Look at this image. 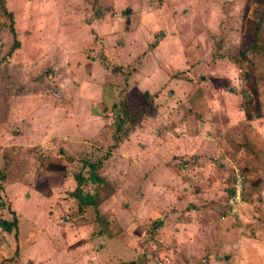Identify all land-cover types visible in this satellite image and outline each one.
I'll return each mask as SVG.
<instances>
[{
	"label": "rangeland",
	"instance_id": "rangeland-1",
	"mask_svg": "<svg viewBox=\"0 0 264 264\" xmlns=\"http://www.w3.org/2000/svg\"><path fill=\"white\" fill-rule=\"evenodd\" d=\"M4 1L20 47L0 15V217L18 233L0 229V260L264 264V0Z\"/></svg>",
	"mask_w": 264,
	"mask_h": 264
},
{
	"label": "trees",
	"instance_id": "trees-1",
	"mask_svg": "<svg viewBox=\"0 0 264 264\" xmlns=\"http://www.w3.org/2000/svg\"><path fill=\"white\" fill-rule=\"evenodd\" d=\"M0 15L3 16L4 18H7L10 21L9 24V28H10V32L12 34V39H13V45L11 47L10 53H14L16 52L19 47V41L16 37L15 31H14V24H13V15L12 13L8 12L7 8H6V3L4 0H0ZM251 54H258V57H261L264 59V42H262L259 34L257 33V30L254 33V38L251 42V45L249 46V50ZM263 54V55H262ZM246 59V58H245ZM115 72H118V69L114 70ZM120 107H124V111L120 108L116 113V118H118L119 121V127L120 129H125V136L128 137L129 135V131L130 128L128 127L127 129L125 128L126 124H131L132 122V118H127V116H131L130 114V107L129 106H120ZM91 168V174L84 176L81 173L77 174L74 177V181L76 183V188L75 190L70 194L72 196V198L74 199V201L79 205L81 212L84 213L85 210L89 207L96 209L97 205H98V201H96L94 194L87 192V194L83 193V190H85V188H90L91 186H96V185H100L101 184V179L94 173L93 170H95L94 166H89ZM2 175V176H1ZM0 175V181L3 183L4 180V174ZM235 177L233 176V179H231L232 181L230 182V186H229V182H228V188L225 189L226 191V205H225V215L227 217V215H229V210H230V206L228 204V201L230 200V198H232L234 196V190H233V186L235 184ZM243 180V187H242V197H241V202L240 205L244 204V196H245V184H244V178H242ZM227 186V184H224V186ZM2 187L0 186V189ZM240 205H239V209H240ZM9 214L11 215V220H5L2 217H0V229L1 231H3L4 233L7 234H14V238H17V233H18V226H17V215L15 214V212H13L11 210V207L7 208ZM240 213H239V218H240ZM221 217V216H220ZM232 218V220L237 221V217H230ZM98 221L101 223L103 222V220L100 218L98 219ZM0 248L1 245H0ZM19 252L18 249H15L14 252V256H18ZM8 260H0V264H4V262H6ZM10 261V259H9ZM8 261V262H9ZM7 262V263H8ZM6 263V264H7ZM134 264V263H133Z\"/></svg>",
	"mask_w": 264,
	"mask_h": 264
},
{
	"label": "built area",
	"instance_id": "built-area-1",
	"mask_svg": "<svg viewBox=\"0 0 264 264\" xmlns=\"http://www.w3.org/2000/svg\"><path fill=\"white\" fill-rule=\"evenodd\" d=\"M238 174V173H237ZM235 177V184L233 186L234 196L230 198L228 204L230 206L229 215L239 218V205L241 202L243 180L242 177L238 174Z\"/></svg>",
	"mask_w": 264,
	"mask_h": 264
},
{
	"label": "crops",
	"instance_id": "crops-1",
	"mask_svg": "<svg viewBox=\"0 0 264 264\" xmlns=\"http://www.w3.org/2000/svg\"><path fill=\"white\" fill-rule=\"evenodd\" d=\"M196 207H198V206H196ZM239 213H240V209H239ZM240 214H241V213H240ZM240 220H241V219H240ZM223 259H225L226 262H228V261H230V263L232 262V260H231L230 257H225V258H223ZM203 264H205V262H203Z\"/></svg>",
	"mask_w": 264,
	"mask_h": 264
},
{
	"label": "water",
	"instance_id": "water-1",
	"mask_svg": "<svg viewBox=\"0 0 264 264\" xmlns=\"http://www.w3.org/2000/svg\"><path fill=\"white\" fill-rule=\"evenodd\" d=\"M125 14H126V15L129 14V11L127 10V11L125 12Z\"/></svg>",
	"mask_w": 264,
	"mask_h": 264
}]
</instances>
